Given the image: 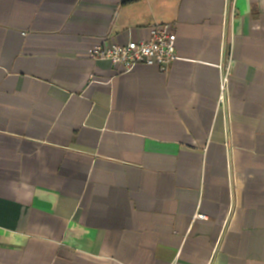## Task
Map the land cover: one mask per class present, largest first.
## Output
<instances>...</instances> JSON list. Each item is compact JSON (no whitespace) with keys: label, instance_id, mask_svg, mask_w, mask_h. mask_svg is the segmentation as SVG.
Listing matches in <instances>:
<instances>
[{"label":"crops","instance_id":"0c3cea01","mask_svg":"<svg viewBox=\"0 0 264 264\" xmlns=\"http://www.w3.org/2000/svg\"><path fill=\"white\" fill-rule=\"evenodd\" d=\"M0 264H264V0H0Z\"/></svg>","mask_w":264,"mask_h":264},{"label":"built area","instance_id":"2783aa9c","mask_svg":"<svg viewBox=\"0 0 264 264\" xmlns=\"http://www.w3.org/2000/svg\"><path fill=\"white\" fill-rule=\"evenodd\" d=\"M231 0H227V3ZM235 16V10L231 17ZM92 60L108 61L114 66H122L125 73L133 71L139 65L155 66L167 70L179 60L176 51V33L172 24H154L147 39L130 41L126 44L110 43L104 39L90 49ZM220 72L219 107L228 105L229 80L233 74V60L226 51L224 43L222 59L218 66ZM205 219V216H200Z\"/></svg>","mask_w":264,"mask_h":264}]
</instances>
